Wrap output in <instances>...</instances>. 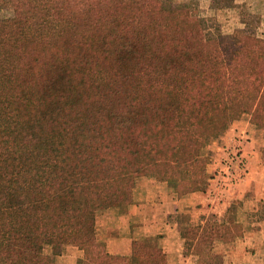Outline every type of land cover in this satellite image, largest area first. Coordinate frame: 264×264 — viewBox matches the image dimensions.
Returning a JSON list of instances; mask_svg holds the SVG:
<instances>
[{
  "label": "trees",
  "instance_id": "trees-1",
  "mask_svg": "<svg viewBox=\"0 0 264 264\" xmlns=\"http://www.w3.org/2000/svg\"><path fill=\"white\" fill-rule=\"evenodd\" d=\"M0 1V264L69 243L80 264H163L155 247L100 258L96 217L131 205L138 175L207 188L203 143L244 115L264 127V39L160 0ZM234 220L192 230L197 260L246 237Z\"/></svg>",
  "mask_w": 264,
  "mask_h": 264
},
{
  "label": "crops",
  "instance_id": "crops-1",
  "mask_svg": "<svg viewBox=\"0 0 264 264\" xmlns=\"http://www.w3.org/2000/svg\"><path fill=\"white\" fill-rule=\"evenodd\" d=\"M212 1L216 5L210 8L222 14L231 7L240 12L251 10L249 7L254 3L259 4L257 11L264 12V4H261L264 0H233V5H226L224 0ZM247 124L245 121L231 124L226 133L229 140L226 150L239 147L247 158L245 176L239 183L228 186L224 182H227L222 175L227 173L224 151L208 167L207 188L182 197L169 183L141 176L137 179L131 205L111 208L97 215L96 254L100 258L107 254L127 257L155 247L161 250L163 264L196 261L193 251L197 241L193 239L192 230L208 224L231 226V217L238 228L250 219L247 226L250 237L237 239L232 244L245 246V249L251 246L261 248L264 244V165L256 164L259 151L252 141L256 134L251 133V128L248 130ZM217 246L228 244L217 241L214 248ZM57 248L66 249L68 253L55 256V264H79L84 257L83 252L71 243L48 247L51 252Z\"/></svg>",
  "mask_w": 264,
  "mask_h": 264
},
{
  "label": "rangeland",
  "instance_id": "rangeland-1",
  "mask_svg": "<svg viewBox=\"0 0 264 264\" xmlns=\"http://www.w3.org/2000/svg\"><path fill=\"white\" fill-rule=\"evenodd\" d=\"M160 1L162 3V6L166 9H189L198 18L203 30L211 36H218L220 34H232V32L237 29H244L247 34L252 36L254 34L255 37L264 39V26H260L264 23V12L257 11L260 8L258 3L252 4L249 7V9L251 10H243L242 12H240L237 8L231 7L226 9L225 14H222L210 8L211 5H216L213 3V1L211 2V0ZM224 2H226V5H231L233 0H224L223 3ZM261 4H264V1ZM12 15L13 9L3 1H0V19L11 17ZM258 27L260 28L259 30L257 29ZM244 121L246 122V124L249 123V125L247 124L248 130H250L251 128V133L256 134L253 136L255 140H252L255 141L257 150L259 151V153L257 154L256 164L264 165V127L255 125L252 122L251 117L248 115H244L238 120L223 122L220 125V131L217 139L206 141L203 143V153L204 156L209 158V165L211 164V161L215 159V157L220 153L222 154L223 151L225 152V154H228L232 150H226L228 148L227 146L229 141L226 133H228V131L231 129V124H237L238 122L240 123ZM253 131H255V133ZM218 175L219 174H217V176ZM141 176L143 175H138L137 179H140ZM249 220L250 219H246L243 223V226L241 225L242 227L239 226L238 228L236 226H233V229L239 230L240 233L245 232L246 234L245 229L248 226ZM248 236L250 237L249 234L246 235V237ZM232 243L233 242L225 243L228 244V246H217L213 249V252L211 254L203 257L200 260L196 259V261H194V259L193 261H187V263L185 264H200V262L202 264H264V244L259 249L253 246L247 247L245 249V246H239ZM64 253L67 254L68 251L66 249L61 251L59 248H57L54 249V252H51L48 247L45 250V254L48 260L52 263H54L53 259L55 256H59ZM163 262H165V260Z\"/></svg>",
  "mask_w": 264,
  "mask_h": 264
},
{
  "label": "built area",
  "instance_id": "built-area-1",
  "mask_svg": "<svg viewBox=\"0 0 264 264\" xmlns=\"http://www.w3.org/2000/svg\"><path fill=\"white\" fill-rule=\"evenodd\" d=\"M224 164L227 173H222V175L224 174L223 178L227 179V182H224L227 183L228 186H231L234 183H239L240 180L244 178L247 167V158L239 147L232 149L227 154V159Z\"/></svg>",
  "mask_w": 264,
  "mask_h": 264
}]
</instances>
